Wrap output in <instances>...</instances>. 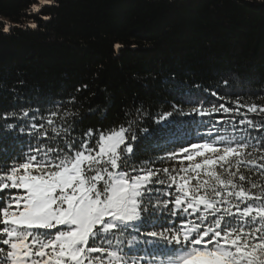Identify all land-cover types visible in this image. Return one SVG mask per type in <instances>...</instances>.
<instances>
[{
    "label": "trees",
    "instance_id": "16d2710c",
    "mask_svg": "<svg viewBox=\"0 0 264 264\" xmlns=\"http://www.w3.org/2000/svg\"><path fill=\"white\" fill-rule=\"evenodd\" d=\"M32 2L0 0V163L13 154L25 159L21 146L29 138L7 135L4 121L5 113L25 110L24 124L34 116L43 125L33 147L38 140L42 148H63L71 139L79 149L89 129L96 133L91 145L100 131L129 130V143L133 133L137 140L133 153L122 157L129 161L122 170H156L164 182L176 165L169 157L204 142L209 128L219 127L226 139H264V131L247 122L264 127V0H56L58 7L43 12L47 21L27 14ZM32 23L39 27H27ZM5 24L13 26L8 34ZM201 101L205 111L221 104L232 111L206 116V126H197L190 122L199 117L184 113ZM237 101L258 110L241 107L238 115ZM167 113L185 122L180 126L192 132L190 140L169 143L173 137L157 132ZM13 122L20 123L7 121ZM247 151L264 163L258 159L264 153ZM240 173L248 178L246 190L264 191V171L241 167ZM15 193L4 190L0 199L7 203ZM166 199L154 196L150 203L163 206Z\"/></svg>",
    "mask_w": 264,
    "mask_h": 264
},
{
    "label": "snow or ice",
    "instance_id": "6c2138e0",
    "mask_svg": "<svg viewBox=\"0 0 264 264\" xmlns=\"http://www.w3.org/2000/svg\"><path fill=\"white\" fill-rule=\"evenodd\" d=\"M58 6L56 0H33L27 14L47 21L51 17L43 15L45 9ZM3 27L8 34L13 26ZM241 107L247 106L237 101L238 115ZM257 110L256 105L247 107L248 112ZM230 111L224 104L205 111L201 101L184 115L199 117L190 123L206 126V116ZM29 115L27 110L20 116L4 114L7 135L29 138L24 142L27 147L21 146L23 162L13 154L0 163V195L16 190L7 203L0 199V254L6 255L7 264H137V260L139 264H264V191L255 195L246 190L243 184L248 178L240 173L241 167L264 171V163L250 159L252 153L247 151L251 147L264 153V139L250 134L226 139L219 135V127L209 128L204 142L188 144L169 157L182 165L186 161L187 167L182 166L162 192L158 171L122 170L129 161L121 152L130 156L137 140L133 133L129 143V130L100 131L96 147L91 146L96 135L92 129L79 149L71 139L63 148H42L38 140L33 147L43 125L35 123L34 116L31 125L24 124ZM173 115L167 113L157 121V132L173 137L169 143L190 140L192 132L180 126L185 122L170 120ZM10 119L20 123H7ZM258 159L264 161V154ZM164 195L163 206L151 205L154 196ZM117 232L137 239L126 249L113 247Z\"/></svg>",
    "mask_w": 264,
    "mask_h": 264
},
{
    "label": "rangeland",
    "instance_id": "374dc122",
    "mask_svg": "<svg viewBox=\"0 0 264 264\" xmlns=\"http://www.w3.org/2000/svg\"><path fill=\"white\" fill-rule=\"evenodd\" d=\"M25 25V24H24ZM30 25V24H28ZM119 129H116V130H113V131H117ZM99 138V134L97 135V140ZM92 147H96V143L91 145ZM129 155L127 152H124L122 151L121 152V156H127ZM170 161L173 163V164H176L174 167H173V170L175 171H172L171 173H169L170 175L167 176V178L165 180H167L166 182L163 181V187L164 186H168L170 183H171V177L172 176H176L179 172V169L184 166V167H187V162L185 161L184 164L182 165L178 160L176 159H170ZM235 163V162H234ZM101 167H103V165H101ZM110 167V166H109ZM233 171H235V168L232 169ZM237 182H238V178H237ZM194 183V181H193ZM163 191L162 192H166V190L162 189ZM16 192V190H14ZM175 191V189L173 188V192ZM16 194V193H15ZM251 227V226H250ZM137 237L134 236V235H125V234H122V233H119L117 232L113 237H112V245L113 247H116V246H121L123 248H127L129 247L130 245L133 244L134 240H136ZM6 250L5 249V253H6ZM143 252V248L141 249V254ZM158 261H159V257L156 258ZM0 264H7V260H6V255L5 254H0ZM137 264H139V261L137 260Z\"/></svg>",
    "mask_w": 264,
    "mask_h": 264
}]
</instances>
